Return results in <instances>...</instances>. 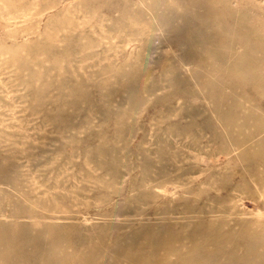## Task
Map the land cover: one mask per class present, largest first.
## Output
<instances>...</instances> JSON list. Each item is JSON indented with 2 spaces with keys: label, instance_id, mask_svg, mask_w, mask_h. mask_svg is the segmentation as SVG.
I'll list each match as a JSON object with an SVG mask.
<instances>
[{
  "label": "rangeland",
  "instance_id": "1",
  "mask_svg": "<svg viewBox=\"0 0 264 264\" xmlns=\"http://www.w3.org/2000/svg\"><path fill=\"white\" fill-rule=\"evenodd\" d=\"M0 264H264V0H0Z\"/></svg>",
  "mask_w": 264,
  "mask_h": 264
},
{
  "label": "bare ground",
  "instance_id": "2",
  "mask_svg": "<svg viewBox=\"0 0 264 264\" xmlns=\"http://www.w3.org/2000/svg\"><path fill=\"white\" fill-rule=\"evenodd\" d=\"M231 237V236H230ZM240 240V239H239ZM250 240V239H249ZM248 243V242H247Z\"/></svg>",
  "mask_w": 264,
  "mask_h": 264
}]
</instances>
